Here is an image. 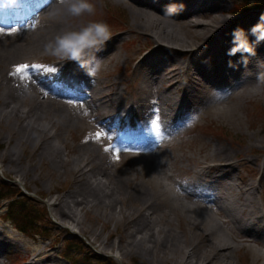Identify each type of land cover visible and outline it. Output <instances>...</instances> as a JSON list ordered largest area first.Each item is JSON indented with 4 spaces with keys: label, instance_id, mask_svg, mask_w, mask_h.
<instances>
[{
    "label": "bare ground",
    "instance_id": "obj_1",
    "mask_svg": "<svg viewBox=\"0 0 264 264\" xmlns=\"http://www.w3.org/2000/svg\"><path fill=\"white\" fill-rule=\"evenodd\" d=\"M115 1L131 10L127 32L153 45L136 60L133 82L110 67L122 57V35L95 53L101 65L89 75L45 51L79 24L55 13L66 3L0 0L3 170L22 180L72 177V189L52 203L54 215L94 242L102 230L86 225L88 212L128 225L124 257L143 251L147 264H264V124L240 146L197 134L208 123L240 125L243 104L264 94V41L251 31L264 27V9L241 15L229 0ZM169 6L182 10L166 15ZM234 30L254 54H229ZM19 64L40 67L25 75ZM9 245L0 236V264L11 263Z\"/></svg>",
    "mask_w": 264,
    "mask_h": 264
},
{
    "label": "rangeland",
    "instance_id": "obj_2",
    "mask_svg": "<svg viewBox=\"0 0 264 264\" xmlns=\"http://www.w3.org/2000/svg\"><path fill=\"white\" fill-rule=\"evenodd\" d=\"M229 1L238 14H248L258 9H264V6L259 8V6L246 4V0ZM89 2L93 4L94 12L76 17L79 22L76 28L91 21H105L110 26L112 36L122 35L126 39V43L122 46V57L112 63L110 67L116 73H124L126 77H129L130 82H133L135 75L139 74L134 70L136 60L148 52L153 45L149 41L147 42L144 35L127 32L133 22L131 10L127 4L115 0H89ZM232 14L228 15L233 18L239 17ZM255 99L257 101L243 104L245 112H242L240 125H234L227 121H224L227 125H221L218 122L208 123L199 127L197 134L204 139L220 138L226 144H230L233 139L238 142V146L242 143L241 139L249 141L254 130L264 124V94L255 96ZM252 121H255L254 125L251 124ZM0 130L2 131L4 128L2 127ZM113 139L114 137H112V141ZM28 148L31 146L28 145ZM189 164L191 163L189 162ZM2 165L3 163H0V236L10 242L6 252L11 261L10 264H27L33 258L35 260L43 259L42 264H77V262L78 264H147L148 256H145L143 251L133 252L127 257H124L121 252V240L126 238L124 234L128 225L117 224L115 221L105 223L95 217V211L88 212L85 218L86 225H93L98 231L102 230L100 241L105 239L114 244L110 248L103 249L99 245L100 241L94 242L92 236L81 232L79 227H75L72 222L67 220L64 223L54 215L52 203L57 196L66 195L72 189V177L51 175L48 180L31 174L22 180L21 175L4 171L5 167ZM240 169L245 174L250 173L248 168L241 167ZM56 186L62 190L61 193L55 188ZM12 195L16 198L24 196L28 200H34L44 209L45 215L40 219H35L33 230L23 232L9 220L8 206L12 200V197H9ZM257 195L260 197V192ZM245 256L247 259L249 258V255ZM244 259L239 258L238 260Z\"/></svg>",
    "mask_w": 264,
    "mask_h": 264
},
{
    "label": "clouds",
    "instance_id": "obj_3",
    "mask_svg": "<svg viewBox=\"0 0 264 264\" xmlns=\"http://www.w3.org/2000/svg\"><path fill=\"white\" fill-rule=\"evenodd\" d=\"M61 4H67L64 9H55L56 14H67L70 17H81L85 13L94 12V6L89 0H58ZM180 8L169 6L165 9L166 15H172ZM257 37V42L264 41V27L257 25L251 30ZM110 26L105 21H91L75 29H68L56 35L45 45L47 54L56 57L59 61H74L80 67L86 68L89 75H94L99 70L101 60L95 53L103 50V47L111 39ZM234 47L229 50L234 55L240 49L252 53V49L243 40L242 30H234ZM254 54V53H252ZM89 65H92L89 68Z\"/></svg>",
    "mask_w": 264,
    "mask_h": 264
},
{
    "label": "trees",
    "instance_id": "obj_4",
    "mask_svg": "<svg viewBox=\"0 0 264 264\" xmlns=\"http://www.w3.org/2000/svg\"><path fill=\"white\" fill-rule=\"evenodd\" d=\"M247 3H249L250 5H254V6H260V7L264 6V0H253L252 2H250L249 0H246V4ZM13 195L10 197L8 196L9 198L12 197V200L8 206L10 210L9 215H8L9 220H11L13 224H16L17 227L23 232H26L27 230H30V231L33 230V225L35 226L34 224L35 219L37 218L40 219L42 216L45 215L43 212L44 209L40 207L38 202L34 200H30V199L28 200L24 198V196H20L16 198ZM1 197L5 198L4 196H1ZM38 214L40 215L36 216ZM69 245H72V244H69Z\"/></svg>",
    "mask_w": 264,
    "mask_h": 264
},
{
    "label": "snow or ice",
    "instance_id": "obj_5",
    "mask_svg": "<svg viewBox=\"0 0 264 264\" xmlns=\"http://www.w3.org/2000/svg\"><path fill=\"white\" fill-rule=\"evenodd\" d=\"M0 32H3V29H0ZM15 67V71L18 73V74H25L27 75V70L32 67V68H38L40 67L39 65H28V64H19V65H16L14 66ZM99 136V134H97Z\"/></svg>",
    "mask_w": 264,
    "mask_h": 264
}]
</instances>
